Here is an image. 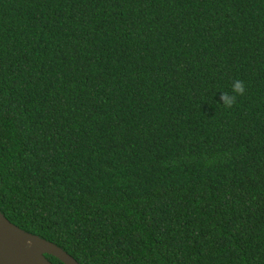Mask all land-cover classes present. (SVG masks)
<instances>
[{
	"label": "trees",
	"instance_id": "1",
	"mask_svg": "<svg viewBox=\"0 0 264 264\" xmlns=\"http://www.w3.org/2000/svg\"><path fill=\"white\" fill-rule=\"evenodd\" d=\"M0 212L80 264H264V0H0Z\"/></svg>",
	"mask_w": 264,
	"mask_h": 264
},
{
	"label": "water",
	"instance_id": "2",
	"mask_svg": "<svg viewBox=\"0 0 264 264\" xmlns=\"http://www.w3.org/2000/svg\"><path fill=\"white\" fill-rule=\"evenodd\" d=\"M46 255L63 264H80L59 246L20 229L0 212V264H52Z\"/></svg>",
	"mask_w": 264,
	"mask_h": 264
},
{
	"label": "clouds",
	"instance_id": "3",
	"mask_svg": "<svg viewBox=\"0 0 264 264\" xmlns=\"http://www.w3.org/2000/svg\"><path fill=\"white\" fill-rule=\"evenodd\" d=\"M230 93H221L220 100L224 107H231L236 100L238 95H242L244 93V83L240 80H233L230 86Z\"/></svg>",
	"mask_w": 264,
	"mask_h": 264
}]
</instances>
